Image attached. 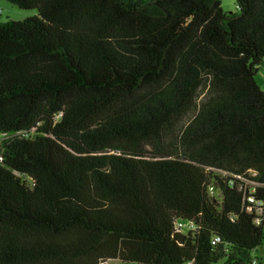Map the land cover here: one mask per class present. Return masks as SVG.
<instances>
[{
	"label": "trees",
	"instance_id": "trees-1",
	"mask_svg": "<svg viewBox=\"0 0 264 264\" xmlns=\"http://www.w3.org/2000/svg\"><path fill=\"white\" fill-rule=\"evenodd\" d=\"M8 1L0 264H260L264 0Z\"/></svg>",
	"mask_w": 264,
	"mask_h": 264
},
{
	"label": "rangeland",
	"instance_id": "rangeland-1",
	"mask_svg": "<svg viewBox=\"0 0 264 264\" xmlns=\"http://www.w3.org/2000/svg\"><path fill=\"white\" fill-rule=\"evenodd\" d=\"M222 6L224 10L229 12L237 10L236 0H222ZM36 15H39L36 9H24L8 0H0V22L23 20ZM256 79L259 85L264 89V66L259 69ZM254 254L259 257L260 264H264V242L262 246L254 251ZM108 262L110 264H142L136 261H124L121 259H110Z\"/></svg>",
	"mask_w": 264,
	"mask_h": 264
},
{
	"label": "built area",
	"instance_id": "built-area-1",
	"mask_svg": "<svg viewBox=\"0 0 264 264\" xmlns=\"http://www.w3.org/2000/svg\"><path fill=\"white\" fill-rule=\"evenodd\" d=\"M4 140V136H0V145L2 144ZM0 159H2V156H0ZM248 175H251V176H256L257 175V171L254 170V169H251L249 170V172L247 173ZM237 178H239L243 183H244V186H248L249 185V179L246 175H236ZM210 191L211 193L215 194L216 193V190L213 186L210 187ZM259 213H262V210L259 209ZM196 228V225L194 222H191V221H183V220H179L177 221L176 223V229L179 231V232H186V231H190V230H193ZM221 240V238L219 236H216L213 240V243L216 244L217 242H219Z\"/></svg>",
	"mask_w": 264,
	"mask_h": 264
}]
</instances>
